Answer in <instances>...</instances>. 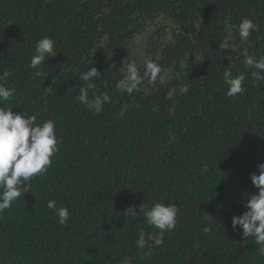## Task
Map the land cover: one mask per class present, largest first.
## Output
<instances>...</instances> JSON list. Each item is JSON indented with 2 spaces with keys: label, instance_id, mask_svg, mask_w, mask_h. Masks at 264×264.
<instances>
[{
  "label": "trees",
  "instance_id": "16d2710c",
  "mask_svg": "<svg viewBox=\"0 0 264 264\" xmlns=\"http://www.w3.org/2000/svg\"><path fill=\"white\" fill-rule=\"evenodd\" d=\"M244 18L256 30L241 41L232 25ZM45 36L57 54L35 76L30 60ZM245 49L264 56V0H0V74L10 73L0 83L16 90L3 107L54 120L59 148L0 213V264H264L254 238L230 223L258 193L250 173L264 163V83ZM132 60L162 72L128 95L116 85ZM88 67L101 75L89 99L110 98L98 114L77 100ZM226 69L246 76L234 98ZM49 200L68 208L66 226ZM156 202L178 207L176 228L139 249L138 231L158 229L123 213Z\"/></svg>",
  "mask_w": 264,
  "mask_h": 264
},
{
  "label": "clouds",
  "instance_id": "9594fccd",
  "mask_svg": "<svg viewBox=\"0 0 264 264\" xmlns=\"http://www.w3.org/2000/svg\"><path fill=\"white\" fill-rule=\"evenodd\" d=\"M235 31H238L241 41H246L251 32L256 30L255 23L248 18H244L236 25H232ZM55 40L50 37H43L36 42L34 54L30 60V67L35 71V76H41L39 67L45 64V61L54 57L57 52L55 49ZM221 49L234 46L225 42L219 46ZM244 63L249 69H255L252 76L259 83H264V56L255 58L247 55V50L242 52ZM162 72V67L155 61L148 60L141 72L134 60L126 66L123 78L118 81L116 87L121 92L131 95L139 90V86L147 80L149 83H155ZM48 73H43L46 77ZM10 73L3 71L0 74V81H6ZM100 73L96 67H88L86 71L80 74V79L85 82L79 89L77 100L95 113L103 110V105L109 101V96L105 93L98 95L93 91V98L89 99V90H95L96 84L93 80L99 79ZM246 76L243 72L233 74L230 69L223 72V81L227 86L225 95L234 98L246 91ZM190 85L184 84L180 87L182 93H187ZM176 89L172 88L166 94L167 99H172ZM16 94L15 88L7 87L0 83V213L12 207L14 201L23 197L25 193L30 192V182L33 177L47 173L52 165V158L59 151L56 135L55 121L52 119L37 123L35 115H27L24 111L17 114L11 107L5 109L3 104L9 101ZM259 174L250 173L251 183L258 189V193L252 195L245 204L246 211L240 215L231 217V227L233 230L237 226L242 229V235L245 238L253 237L257 252L264 256V163L258 166ZM47 208L56 212L58 223L65 225L70 219V213L67 207L57 208L55 200L47 202ZM178 207L171 203L165 204L156 202L151 206L140 204L137 212L133 206L124 211L125 217L135 218L137 214L142 213L146 224L158 229L154 233H146L143 229L138 231V239L135 241L139 249L159 247L164 243V235L171 232L177 225ZM205 219L208 217L204 216ZM208 227L204 232H208ZM121 264H132L130 257H124Z\"/></svg>",
  "mask_w": 264,
  "mask_h": 264
}]
</instances>
